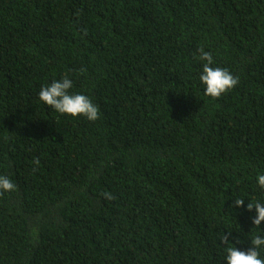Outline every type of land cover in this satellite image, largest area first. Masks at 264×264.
<instances>
[{"label":"trees","instance_id":"16d2710c","mask_svg":"<svg viewBox=\"0 0 264 264\" xmlns=\"http://www.w3.org/2000/svg\"><path fill=\"white\" fill-rule=\"evenodd\" d=\"M200 47L239 78L218 99ZM65 75L98 120L39 100ZM259 174L264 0H0V175L17 185L0 264H226L224 234L241 251L264 235Z\"/></svg>","mask_w":264,"mask_h":264},{"label":"clouds","instance_id":"9594fccd","mask_svg":"<svg viewBox=\"0 0 264 264\" xmlns=\"http://www.w3.org/2000/svg\"><path fill=\"white\" fill-rule=\"evenodd\" d=\"M200 61L204 62L199 81L204 85V95L213 99H218L222 95L233 90L239 83V78L234 76L229 70L222 67H212L214 63L213 56L210 51H206L203 47L198 49ZM84 72L85 69H80ZM72 80L68 76H63L59 80H53L50 84L42 86L38 93V98L44 105L55 112L76 117H85L88 121L95 122L101 116L99 108L95 105L89 96L72 93ZM36 166L33 168L35 172L40 164L39 158L32 161ZM256 183L261 190H264V174L256 177ZM17 190V185L6 175H0V196L4 193H10ZM106 199H114L110 193L102 194ZM234 205L239 207L244 205L243 198L234 199ZM231 207V205H230ZM255 209V215L252 218V224L259 229L261 222H264V202H249L246 210ZM260 230V229H259ZM229 234L221 237V242L227 247L225 248L226 264H264V258H261L260 251L264 247V235L256 234L251 239V247L247 251L238 250L235 246L228 242Z\"/></svg>","mask_w":264,"mask_h":264}]
</instances>
